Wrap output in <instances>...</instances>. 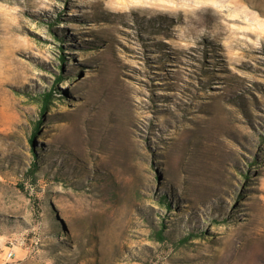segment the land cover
Returning a JSON list of instances; mask_svg holds the SVG:
<instances>
[{
  "label": "rangeland",
  "instance_id": "rangeland-1",
  "mask_svg": "<svg viewBox=\"0 0 264 264\" xmlns=\"http://www.w3.org/2000/svg\"><path fill=\"white\" fill-rule=\"evenodd\" d=\"M0 262L264 264V0H0Z\"/></svg>",
  "mask_w": 264,
  "mask_h": 264
},
{
  "label": "trees",
  "instance_id": "trees-1",
  "mask_svg": "<svg viewBox=\"0 0 264 264\" xmlns=\"http://www.w3.org/2000/svg\"><path fill=\"white\" fill-rule=\"evenodd\" d=\"M61 58L63 59V57H61ZM59 79H60V76L57 75V76L55 77V80H54L52 86H50L49 89H44L43 91L38 92V93L34 96V99H35V101L37 102V105H38L39 108H40V109H39V113H40L41 115H43V113L45 112L47 105L51 103L52 96H54V94H55V89H54V87L56 86V84H57V82L59 81ZM39 123H40L39 121H35V122L33 123V132L31 133L30 138H29V141H30V142L32 141V138H34L35 135H36V132H37V129H38V125H39ZM35 168H37V165H36V164H33L32 167H31V172H30V174H33ZM156 234H157V236H158L160 239H163V238H164V236L162 235V229L158 230V231L156 232ZM183 239H184V238H183ZM183 239H182V240H183ZM183 242H184V241H183Z\"/></svg>",
  "mask_w": 264,
  "mask_h": 264
},
{
  "label": "built area",
  "instance_id": "built-area-1",
  "mask_svg": "<svg viewBox=\"0 0 264 264\" xmlns=\"http://www.w3.org/2000/svg\"><path fill=\"white\" fill-rule=\"evenodd\" d=\"M13 255H14V253H13L12 250H8V251L6 252V256L8 257V259L11 258Z\"/></svg>",
  "mask_w": 264,
  "mask_h": 264
},
{
  "label": "crops",
  "instance_id": "crops-1",
  "mask_svg": "<svg viewBox=\"0 0 264 264\" xmlns=\"http://www.w3.org/2000/svg\"><path fill=\"white\" fill-rule=\"evenodd\" d=\"M0 264H1V262H0Z\"/></svg>",
  "mask_w": 264,
  "mask_h": 264
}]
</instances>
